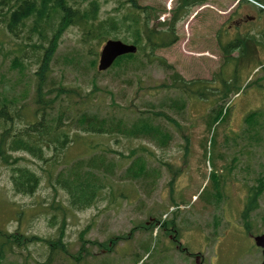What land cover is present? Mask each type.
<instances>
[{
    "label": "rangeland",
    "instance_id": "374dc122",
    "mask_svg": "<svg viewBox=\"0 0 264 264\" xmlns=\"http://www.w3.org/2000/svg\"><path fill=\"white\" fill-rule=\"evenodd\" d=\"M98 1L101 21L114 18L120 22L115 36L108 40L132 44L122 19L133 10L125 0ZM177 1L138 0V3L153 13L152 26L162 29L171 20ZM238 7L236 0H209L193 8L176 25L177 42L155 52L167 66H161L159 61L148 64L141 57L144 65L129 64L101 73L97 69L99 54L108 40L93 48L98 53L95 70L80 28L71 27L62 34L54 55L52 77L83 95L91 93L74 99L78 107L83 105L102 117H117L128 125L150 116L171 140L164 146L142 136L128 139L111 133L92 135L79 131L80 126L73 124L72 134L80 135L79 143L64 153L55 148L44 153L45 158L57 156L62 162L59 167H50L32 155L19 153V164L41 178L33 195L14 191L10 167L0 161V251L6 243L0 264H197L195 256L190 258L189 253L201 256V264H262L261 250L254 238L264 234V188L254 193L253 210L244 211L242 206L250 188L258 190L260 186L255 179L264 178V128L260 129L261 140L244 139L246 117L255 111L264 112V92L258 86L259 81L264 84V59L249 54L226 67L224 54L218 47L219 39L224 45L229 43L231 27H235L232 15L235 18L237 10L257 14V7L247 4ZM258 26L251 27L255 30ZM262 27L264 30V23ZM30 30V27L22 30L21 37L0 34L4 45L0 42V95L16 99L27 114L26 120H33L36 112L32 102L36 66L28 72L12 66L10 58ZM30 36L36 42L40 40L37 34ZM246 48L254 49L251 44ZM232 55L235 57L238 52ZM221 70L228 78L235 75L245 90L228 101L232 106L230 116L216 128L211 145L213 129L208 130L205 120L221 102L213 108L212 104L172 90L171 83L176 73L187 82L205 80L219 85L213 79ZM249 81L251 84L246 88ZM211 96L214 100L218 97ZM159 112L177 125L161 117L155 119ZM67 118L65 122L71 123L76 114ZM262 120L264 127V117ZM25 126L22 121L14 130L23 131ZM94 158L103 170L93 172V177L104 188L88 209H71L68 195L58 186L56 178L64 166L85 165ZM219 196V204L210 203ZM175 228L188 254L175 250L171 240ZM61 229L64 237L60 236ZM8 234L37 236L53 242L61 239L65 249L52 252L42 241L19 246L2 237ZM112 240L116 241L114 245Z\"/></svg>",
    "mask_w": 264,
    "mask_h": 264
},
{
    "label": "trees",
    "instance_id": "16d2710c",
    "mask_svg": "<svg viewBox=\"0 0 264 264\" xmlns=\"http://www.w3.org/2000/svg\"><path fill=\"white\" fill-rule=\"evenodd\" d=\"M208 1L178 0L176 8L172 12L171 20L166 24L167 29H158L152 26L153 13L149 11V8H142L138 0H125L126 5L133 11L125 15L122 24L130 32L131 43L136 45L138 52L120 57L111 69L135 63L140 65H144L146 62L154 64L155 61H159L161 66H167L164 59L155 56V52L160 48H167L175 44L178 40L175 35L176 25L185 19L194 7L203 5ZM253 2L264 6V0H243L240 2V7L242 4L256 6L264 13V9ZM100 12L101 6L98 0H0V34L21 37L20 32L22 30L28 27L32 30V32L30 30L27 39H21L24 40V43L19 44V50L12 51L11 65L18 66L28 72H31L32 67L36 66L34 71V99L32 100L36 112L33 120L24 118V116L27 118V114L23 107L17 105L16 99L8 97L7 94H4L5 96L0 95V161L1 164L10 167L13 188L18 194L33 195L41 183V178L35 171L19 164V153L32 155L50 167H59L62 162L57 156L45 158L44 153L52 148L64 153L69 147L78 144L80 135L78 133L72 134L75 131L72 128L73 124L80 126L79 131L92 135L111 133L112 136L122 135L128 139L142 136L156 140L164 146L171 140L170 135L166 134V130L155 125L150 116L138 118L135 123L128 125L124 120L117 117H102L87 110L83 105L78 107L79 103L74 102V99L79 96L86 97L91 93L83 95L80 90L66 88L52 77L53 60L58 49L59 39L71 27L80 28L81 38L88 48L87 56L92 59L91 66L96 70L98 53L93 48L101 45L111 36L114 37L120 26V22L114 18L101 21ZM241 14L240 17L245 24L233 28L234 37H236L234 41L226 45L221 43V52L224 54L226 67L231 65V62L232 65L239 63L242 59H246L249 54L260 56L261 51L258 47L259 45L264 47L263 23L260 24L257 19L247 22L246 19H249L250 15ZM260 15L263 16L261 13ZM254 24H259L255 30L251 27ZM32 34H37L40 40L37 42L33 40L30 36ZM172 36L175 38L170 40ZM249 44L254 49H247ZM1 46L4 47L3 42H1ZM234 52H238L235 57L232 55ZM91 54L94 58L91 57ZM141 57L146 62H140ZM228 77L221 70L213 79L214 82L219 83L215 86L212 85V81L195 80L187 82L176 73L172 77V90L194 97L196 101L212 104L213 108L217 106L218 102H221L217 109L208 113L205 120L208 130L211 132L213 129L211 145L216 136V128L226 122L230 116L232 106L228 105V101L232 97L241 95L245 90L242 87L243 83L237 80L235 75ZM250 84L251 82L246 85V88ZM258 86L264 92V84L259 81ZM211 94L218 97L214 100ZM62 97H65V100H61ZM181 107L184 108L183 105ZM71 113L76 114V120H70L71 123H66L65 120H68L67 116ZM155 117L164 118L169 123L177 125L176 121L164 113L159 112L154 115ZM263 117L264 112L258 111L252 112L246 117L247 127L244 131V139L252 142L261 140L260 129L264 128L262 126ZM22 121H25L26 124L23 131L14 130V127L21 124ZM185 138L186 144H188L189 139ZM96 163L97 160L94 158L85 165H83L84 163L75 167L67 165V168L64 166L63 171L57 176L56 183L68 195V203L71 209L86 210L100 196L104 185L98 178L93 177V172H100L103 169ZM259 184L261 185L260 192L264 182H259ZM60 236L64 237L62 229ZM2 237L19 246L33 241H42L50 246L52 252L65 249V244L61 243V239L53 242L48 239L42 240L37 236L23 237L18 234L2 235ZM115 243L116 241H111V245ZM5 245L6 243L1 245L0 258H4ZM84 250L85 247L82 248V252Z\"/></svg>",
    "mask_w": 264,
    "mask_h": 264
},
{
    "label": "water",
    "instance_id": "95a60500",
    "mask_svg": "<svg viewBox=\"0 0 264 264\" xmlns=\"http://www.w3.org/2000/svg\"><path fill=\"white\" fill-rule=\"evenodd\" d=\"M136 52L137 47L134 45L125 44L122 41H107L106 44L102 47V51L100 53L98 65L99 72H105L110 69L119 57L129 54H135ZM256 243L258 247L264 249V236L256 238Z\"/></svg>",
    "mask_w": 264,
    "mask_h": 264
},
{
    "label": "flooded vegetation",
    "instance_id": "af4514ba",
    "mask_svg": "<svg viewBox=\"0 0 264 264\" xmlns=\"http://www.w3.org/2000/svg\"><path fill=\"white\" fill-rule=\"evenodd\" d=\"M236 210H237L238 212H241V211H242L240 208H236ZM171 239H172V241L176 244V248H179V245H178V241H177V239L173 238L172 236H171Z\"/></svg>",
    "mask_w": 264,
    "mask_h": 264
}]
</instances>
